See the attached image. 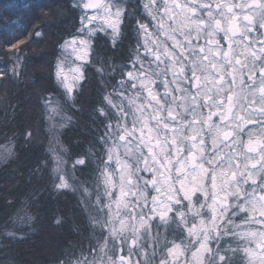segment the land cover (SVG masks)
<instances>
[{"label":"snow or ice","instance_id":"obj_1","mask_svg":"<svg viewBox=\"0 0 264 264\" xmlns=\"http://www.w3.org/2000/svg\"><path fill=\"white\" fill-rule=\"evenodd\" d=\"M154 2L151 0L142 7L156 22L157 31L149 32L148 23H139L137 32L143 33L144 41L142 45L138 41L131 50L130 70L118 67L120 79L111 85L113 93L118 95H103L93 110L106 121L105 132L98 140L105 150L97 152V159L104 165L103 195L108 203L98 195L97 204L106 207L108 212L103 223L99 220L96 223L101 230L109 229L113 247L116 239L121 241V246L128 242L129 237L124 235L127 232L131 233L132 244L144 247L138 242L148 235L157 220L169 227L175 224L176 238H181V243H173L169 254L175 259L195 248L191 251V264H241L237 259L241 251L239 243L233 248L224 240L225 234L231 232L235 240L239 237L256 243V249H243L247 264H264V232H238L239 226L233 219L249 211L259 212L264 218V195L258 198L255 195L257 189L264 193V142L249 139L244 144L238 139L242 123L264 121V40L249 36L257 25L264 29V0H253L249 7L253 14L244 15L243 23L226 4L218 3L214 10L211 3L199 5L193 0L181 4L172 0L169 4L165 0L164 16L171 21L167 27L163 17L157 18L159 8L151 7ZM113 6L114 12L109 10V5H104L106 16L115 17L105 19V23L112 30L111 42L116 47L125 9ZM82 7L88 10L100 5L89 0ZM198 9L206 15L198 14ZM127 15L131 17L133 13ZM95 19V15L87 17L88 25ZM84 30L82 18L78 31ZM157 33L171 40V47ZM88 34L95 36L96 30L89 29ZM222 40L227 42V49ZM60 47L70 50L77 61H87L91 41L74 36L64 40ZM140 47L143 55L138 50ZM54 68V78L69 94L85 79L81 66L70 70L71 82L62 62L58 61ZM157 81L163 88L162 94L154 87ZM42 99L49 101L44 105L45 114L50 112L49 119L55 121V116L64 112V105L57 101V106L52 107L48 97ZM71 99L74 107L75 98ZM241 111L244 116L240 115ZM213 117H218V121ZM49 127L55 132L56 122ZM261 128L264 131V123ZM120 147L124 149L125 159L118 152ZM105 155L108 161L115 159L119 168L118 183L112 179L115 170L107 171L110 164L105 163ZM241 155L242 162L238 159ZM65 163L57 157V166L53 169L58 180L55 186L59 189L71 187L64 175L59 174ZM76 165L87 166L86 159L77 158L74 169ZM142 173L149 175L145 177ZM248 181H252L251 193L243 187ZM115 188L119 190L118 195L112 191ZM229 198L234 202L229 203ZM122 209L124 217L120 216ZM190 219L196 222L188 227ZM249 222L264 223V219ZM181 226L187 228L188 237V245L183 250ZM132 251L130 247V255ZM144 256L140 264H152L155 251L151 256L145 251ZM64 264L72 262L67 260ZM83 264L89 261L84 260ZM108 264L132 262L121 256L119 261L110 259Z\"/></svg>","mask_w":264,"mask_h":264},{"label":"trees","instance_id":"obj_2","mask_svg":"<svg viewBox=\"0 0 264 264\" xmlns=\"http://www.w3.org/2000/svg\"><path fill=\"white\" fill-rule=\"evenodd\" d=\"M72 3L0 0V68L9 70L0 77V264L73 262L123 247L117 239L113 247L107 229L101 230L96 223H103L108 212L93 201L96 189L102 193L97 185L102 172L97 152L102 151L98 140L106 121L93 110L120 79L118 67L128 66L138 42V21L146 16L138 12L137 0L127 9L133 15L126 16L116 47L106 37L95 38L85 79L69 94L53 73L62 56L60 45L81 23L82 9ZM42 97L53 105L57 101L64 105V112L53 121L55 132L44 109L49 101ZM57 157L66 161L59 174L65 175L69 188L55 186ZM77 158H85L87 166L74 169ZM151 237L144 248H150ZM93 258L95 264L109 261L108 257Z\"/></svg>","mask_w":264,"mask_h":264},{"label":"rangeland","instance_id":"obj_3","mask_svg":"<svg viewBox=\"0 0 264 264\" xmlns=\"http://www.w3.org/2000/svg\"><path fill=\"white\" fill-rule=\"evenodd\" d=\"M73 1V3L75 4V5H77L78 7H80L82 10V12H81V15H80V26L78 27V29H80L81 27H82V18H83V25L85 26V30L84 31H78V29L76 30V33L74 34V35H72V36H70L69 38H67V39H65V40H70V39H72L74 36H80V37H83V38H85V39H90V41H91V47H90V49H89V56H88V58H87V61H77L76 59H75V56L71 53V51L70 50H62L63 52H62V56H61V58H60V62H62L63 63V65H64V70H65V72L69 75V80H70V82H71V76H72V72L70 71L72 68H74V67H76V66H81L83 69H84V75H85V68L87 67L86 65H87V62L90 60V56H91V52H92V50L94 49V40H95V38L96 37H98V36H103L102 38L103 39H105V37H106V39L107 40H109V43H110V45H112V30L110 29V28H108V26H107V24L105 23V19H114L115 17L113 16V17H107L106 16V10H105V8H104V5H109L110 6V8H109V10L110 11H112V12H114L115 11V7L113 6V5H119V6H121L122 8H124L125 9V14H124V19H123V21H122V23H121V26H120V31H121V27H122V25H123V23L125 22V19H126V16H127V13H128V11H127V9H128V7H129V5H131L132 3H134L135 1H137V0H106V2H105V4L102 6V7H100L98 10H95V11H93V12H89L88 10H85L83 7H82V5H83V3H86V1L87 0H72ZM156 1V0H155ZM160 1V3H164L165 2V0H159ZM167 2H168V0H167ZM72 3V4H73ZM74 6V5H73ZM92 15H95L96 16V19L95 20H93L92 21V24L91 25H88V23H87V17H89V16H92ZM149 16V17H148ZM68 17H70V15L68 14ZM163 18H164V20H167V16H164L163 15ZM149 19H152L151 18V16L149 15V12H147V15H146V17H145V20H149ZM89 29H95L96 30V34H95V36H89V34H88V30ZM101 29H103V30H101ZM68 30L69 31H72L73 30V27H72V25H69L68 26ZM11 31H13L14 32V28H11ZM46 37H48V33L46 34ZM129 66V67H128ZM128 66L127 65H125V68L126 67H128L127 69H125V71H127V70H130V68H131V65L130 64H128ZM3 67H1L0 68V77L1 76H7L8 75V69H6V68H3ZM11 68H12V66H11ZM107 78H109V75L107 76ZM126 78V77H125ZM103 80V79H102ZM80 82H82V81H80ZM80 82H78L77 83V86L75 87V89H77V87L79 86V84H80ZM60 83V82H59ZM104 83V82H103ZM61 84V83H60ZM61 86H63L62 84H61ZM64 88V87H63ZM65 89V88H64ZM74 89V90H75ZM66 90V89H65ZM74 92V91H73ZM109 93H113V89L112 90H108V92H106L104 95H107V94H109ZM70 94H72V93H70ZM114 95H118L117 93H113ZM51 106L52 107H56L57 105H53V104H51ZM114 111V110H113ZM52 114L51 113H48V115H47V119L50 121V123L52 124L53 123V120H50L49 119V116H51ZM56 117H59V115H56L55 116V118ZM66 118H68V117H66ZM129 120L131 119V117H129L128 118ZM29 132V135L31 136L32 135V133H33V135H34V131L33 132H31L30 130L28 131ZM35 133H36V137H37V139H39L40 138V132L38 131V130H36L35 131ZM111 145V141L109 142V146ZM105 147H107V146H105ZM102 151H104L105 149L104 148H102L101 149ZM0 152H2V151H0ZM118 152H119V154H120V156H121V158L122 159H125V157H123V152H124V149H123V147H120L119 149H118ZM96 158V157H95ZM3 158H1V155H0V160H2ZM94 160H96V159H94ZM104 161H105V163H107V164H110V167L107 169V171L108 172H113V170H115V174L113 175V177H112V179H113V182H116V183H118V181H119V168H118V166L116 165V163H115V159H113L112 161H108L107 160V155H105L104 156ZM100 166H101V169H102V172L103 171H105V169H104V165L103 164H101L100 163ZM61 175H64L63 173L61 174ZM142 175H144L145 177H147L149 174L148 173H142ZM64 177H65V175H64ZM97 185L99 186V188L101 189V191H102V193H100V191L98 190V189H96L95 191H96V195H95V200H93V201H95V205L97 204V196L99 195L101 198L102 197H104V198H102L103 200H104V203L105 204H107L108 203V198L107 197H105L103 194H104V189H105V184H104V176H102L101 174H99V176H98V180H97ZM99 191V192H98ZM112 191L113 192H115L117 195H118V192H119V190H118V188H115V189H112ZM90 192V191H89ZM88 192V193H89ZM97 205H99V204H97ZM99 207H101L100 205H99ZM103 209H107L106 207H104ZM102 209V210H103ZM107 211H108V209H107ZM112 211H113V213H115V211H116V205L115 204H113L112 205ZM124 211L125 210H121L120 211V216L121 217H124ZM137 211H139L138 209H137ZM105 214V213H104ZM107 214H105L104 216H106ZM106 218V217H105ZM104 218V219H105ZM115 218V217H114ZM104 219L102 220V222L104 221ZM190 223V222H189ZM157 225H159V227L157 226ZM116 227L117 228H119V221L117 220L116 221ZM188 227H190L189 226V224H188ZM181 228H182V230H183V233H184V235H183V237H182V239H183V244L181 245V249L183 250V248L184 247H186L185 245L187 244V242L188 241H186V238L188 239V237H187V228H184L183 226H181ZM106 229H107V231H108V235H109V229L106 227ZM176 229V225L175 224H172L171 225V227H169V225L168 224H164L163 222H160V221H156L155 222V225H151V231L148 233V235L147 236H142L141 237V241L140 242H138V243H143V244H145L148 240H149V238L152 236V235H154L155 237L154 238H156L155 239V241L152 239L153 237H151V240L149 241V243H148V245H150V248L149 249H147V248H143V249H141L140 247H138V245H134V244H132V241H131V239H130V237H131V233H129V232H127V233H124V235H127L128 237H129V239H128V242L126 243V244H124L123 245V247H120V248H118V250H115L114 252H107L106 250H101V251H98L95 255H93V256H90V257H84L83 259H81V260H78V261H73L72 262V264H83V263H81V262H84V260H87V261H89V263L90 264H92L91 263V261H94V256H97L98 257V260H105L106 259V257H108V259L110 260V259H113V260H116V261H119V259H120V257L121 256H123L124 258H125V260H127V261H140V262H142L144 259H145V256H144V252L146 251L147 253H148V255H152V253H153V251H155V256H154V258H153V260H155V259H174L173 258V255H170L169 254V252H167L166 250H167V248L165 249V251H164V254H163V257H160L159 256V254H158V252H157V249L160 247V246H165V245H167L168 244V242H169V239L170 238H168L167 236H168V234L169 233H171V234H175V237H177V231L175 230ZM141 232H143V230H141ZM256 232H260V231H256ZM129 234V235H128ZM177 239V240H176ZM176 239H174V241H173V243H176V244H180L181 243V238H176ZM119 242H121L119 239H117ZM186 242V243H185ZM230 245H232V240H231V238L230 237H228V241H227ZM246 241H243V243H245ZM155 243H157V244H155ZM185 243V244H184ZM239 243V247L243 244V243H241V242H238ZM255 243V242H254ZM188 245V244H187ZM236 246H237V243H236ZM132 248L133 249V251H132V253H131V255L129 254V252H128V249L129 248ZM136 249H138L139 250V254H136L135 252H137V250ZM142 250V251H141ZM169 250V249H168ZM114 253V254H113ZM167 253H168V257L166 256L167 255ZM86 256V255H85ZM191 259H192V256L190 257ZM237 258H243V255H242V252L240 251L239 252V254H238V257ZM52 259V258H51ZM55 259H57V257H55V258H53V261L55 262ZM175 259H178V260H182L183 259V257L182 256H178V257H176ZM55 264H64V263H55ZM139 264V263H138Z\"/></svg>","mask_w":264,"mask_h":264},{"label":"flooded vegetation","instance_id":"obj_4","mask_svg":"<svg viewBox=\"0 0 264 264\" xmlns=\"http://www.w3.org/2000/svg\"><path fill=\"white\" fill-rule=\"evenodd\" d=\"M151 0H138V12L139 13H143L144 16L147 15L148 10H146L145 8L142 7V5L146 4V3H150ZM172 0H168V3L171 4ZM179 3L184 4V3H192L193 0H178ZM196 3L199 5H203V4H207V3H211V6L213 7L214 10H216V5L218 3L220 4H226L229 7H232L233 12L236 14L237 16V20L241 23H243V16L244 15H252L253 13L249 12V7L253 4V0H196ZM164 3H160L159 0H156L154 3H151V7L153 9L159 8V12L157 13V18L159 17H163L164 15V8L162 7ZM243 5V7L241 8L240 6ZM225 11H227V8H225ZM198 14H203L206 15V13H203L200 11V9H198ZM149 17V16H148ZM165 21V27L168 26L169 23H171V21L168 20H164ZM139 23H148L149 24V32H156V22L153 21L152 19L149 20H140L138 21V25ZM175 26V25H173ZM262 33H264V29H260L259 26L257 25L256 29L253 30L252 32L249 33L250 37H258L261 40H264V35H262ZM157 35L159 36V39L164 41L167 40V37L163 34V33H157ZM222 37V33L220 34ZM155 38V37H153ZM177 38L179 37V34L177 33ZM138 41L139 43L142 45L143 41H144V36L143 33H139L138 34ZM203 41H201L202 43ZM222 43L225 47V49H227V42L222 40ZM167 44L169 47H171L172 41L171 40H167ZM257 47L259 46V44L256 45ZM139 52L141 53V55L144 54V50L142 47H140ZM239 51V50H238ZM148 59H152L151 57H149ZM169 79H171V77L169 76ZM245 79L247 80V76H245ZM251 83V82H248ZM154 87L157 88V90L162 94L163 93V88L162 86H160L159 81H157V84L154 85ZM257 98H258V93H257ZM258 110L259 105L255 106ZM205 113L207 112V109L203 110ZM234 111H236V109H234ZM241 116H244L245 113L243 111H241L240 113ZM214 120L218 121V117H213ZM264 123V121H259L256 122L254 121L253 123H247L244 122L242 123V130L240 133V136L238 137V139L240 141H242L244 144H247L248 140L251 139L254 142L255 141H261L264 142V131H262L261 128V124ZM237 147H239V145H237ZM225 151H227V149H225ZM238 159L242 162L243 161V156L241 155L240 157H238ZM257 184H259V180L257 179ZM244 189L251 193L252 192V181H248L247 184L243 185ZM155 194V193H153ZM256 197L258 198L260 195H264V193L259 192V190L257 189L256 193H255ZM244 199L243 194L241 195V200ZM234 201L232 200V198H229V203H233ZM258 207V205H257ZM239 219H237L236 217H233L234 222L236 225H238L239 227L236 229V231L238 232H245V231H260V232H264V223H255V222H249V220L251 221H257V220H261L264 218H261L259 215V212H252L249 211L247 213H239ZM196 221H191L190 219V223L189 226L191 227V224L194 223ZM198 223V222H197ZM154 237V235H152ZM169 239V242L167 245L165 246H160L157 249V252L159 254L160 257H163L164 251L167 248V252H169V248L172 247L173 245V241L174 239H176L175 234H171L169 233L167 236ZM228 237L231 238L232 240V247L236 248V243L241 242L243 243V241H246L245 243H243L239 248L241 249L243 258H238V260L241 261V264H247V260L248 257L245 256L243 249L245 248H252V249H256V243L254 242H249L247 240H242L239 237L235 238L231 235V232L226 233L224 236V240L227 242L228 241ZM177 240V239H176ZM186 241H188V239L186 238ZM186 243V242H185ZM184 243V244H185ZM228 243V242H227ZM157 244V243H155ZM188 244V242H187ZM187 244L185 246H187ZM229 244V243H228ZM158 245V244H157ZM213 246H215V242H213ZM150 247V246H149ZM141 249H143L144 247H140ZM147 248V247H145ZM195 248H192L191 251H195ZM191 251L185 252L184 255H182L183 259L182 260H178V259H155L152 260V264H161V262L163 261L164 264H191L192 259L191 257ZM168 257V253L166 255ZM127 261V260H126ZM94 261H91V263L93 264ZM132 264H140V261H131ZM83 263V262H81ZM96 262H94L95 264ZM98 264L104 263L102 261L97 262ZM90 264V263H89Z\"/></svg>","mask_w":264,"mask_h":264},{"label":"water","instance_id":"obj_5","mask_svg":"<svg viewBox=\"0 0 264 264\" xmlns=\"http://www.w3.org/2000/svg\"><path fill=\"white\" fill-rule=\"evenodd\" d=\"M87 2H89V0H87L86 3H87ZM92 2H93V3H97V4H99V5L101 6V5L104 4L105 0H92ZM98 8H99V7H98ZM98 8H97V9H98ZM97 9H88V11H89V12H93V11H95V10H97Z\"/></svg>","mask_w":264,"mask_h":264}]
</instances>
